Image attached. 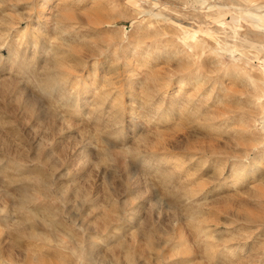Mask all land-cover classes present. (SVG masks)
<instances>
[{
    "label": "rangeland",
    "instance_id": "obj_1",
    "mask_svg": "<svg viewBox=\"0 0 264 264\" xmlns=\"http://www.w3.org/2000/svg\"><path fill=\"white\" fill-rule=\"evenodd\" d=\"M42 2L0 0V264L263 263L264 0Z\"/></svg>",
    "mask_w": 264,
    "mask_h": 264
},
{
    "label": "bare ground",
    "instance_id": "obj_2",
    "mask_svg": "<svg viewBox=\"0 0 264 264\" xmlns=\"http://www.w3.org/2000/svg\"><path fill=\"white\" fill-rule=\"evenodd\" d=\"M38 1V4H39V7L41 8V12H42V14L43 13H46L47 11H49V6H50V4L49 3H43L42 1H45V0H37ZM47 1V0H46ZM77 1V2H76ZM93 1H97L98 2V0H92V2ZM130 1H133L134 2V4L137 6L138 5V3L136 2V0H130ZM86 2H88V0H64V4H65V7H71V5H73V4H75V5H83V4H85ZM91 2V1H90ZM95 2H93V3H95ZM97 4V3H96ZM94 6H96V5H94ZM95 9V8H94ZM93 8H92V10H94ZM142 10V9H141ZM95 11H97V8L95 9ZM94 12V11H93ZM160 13H158V15H159ZM161 15V14H160ZM74 17V16H73ZM79 17V16H78ZM61 29V28H60ZM197 31L196 30H193V32H190V37H192V39H195V36H196V33ZM140 45V44H139ZM88 48V47H87ZM85 49H86V47H85ZM91 49V48H90ZM87 50H89V49H87ZM95 50V49H94ZM94 50H92V51H94ZM96 51V50H95ZM94 51V52H95ZM15 53V52H14ZM91 53V52H90ZM16 55V54H15ZM92 55V54H91ZM94 55V54H93ZM17 56V55H16ZM89 56V55H88ZM148 56V55H147ZM86 57V56H85ZM91 57H93L94 58V60H95V57L94 56H91ZM79 58H81V57H79ZM83 58V57H82ZM88 57H86V59H87ZM84 59V58H83ZM83 59H82V62L81 63H83ZM78 61H80L79 59H77ZM72 61V60H71ZM16 62V61H15ZM96 62V61H95ZM98 62V61H97ZM149 61H148V57H144V58H142V60H140V62H139V60H138V62H134V66H133V69H135V68H137V66H139V65H142V64H147ZM138 63H139V65H138ZM75 64V63H74ZM96 64V63H95ZM101 64V63H100ZM186 65H187V67H189L190 65H192V63L190 62V61H188V62H186ZM74 66V65H73ZM74 69H76L77 68V65L75 66V67H73ZM67 71V70H66ZM86 72H87V70H86ZM80 73V72H79ZM93 72H91V74H92ZM74 75V74H73ZM233 75H237L238 76V73H235V74H233ZM66 77H68V76H66ZM71 78V77H70ZM54 80V79H53ZM167 80V79H166ZM41 81V80H40ZM67 81H72V79H67ZM80 81V80H79ZM81 82V81H80ZM80 82H76V83H74V84H71V88L72 89H74V91H78L79 92V94H80V98H79V100H74L75 102H80V99H84L85 97H84V88H85V86L83 85V84H86V82H83L82 84L80 83ZM57 83V82H56ZM167 83V82H166ZM168 83H169V80H168ZM178 83H182L181 81H179ZM185 83V82H184ZM187 83V82H186ZM183 84V83H182ZM80 85V86H79ZM184 85V84H183ZM168 86H169V84H168ZM131 92V91H130ZM130 95V94H129ZM128 96V95H127ZM131 96V95H130ZM72 97V96H71ZM122 98H124V99H122V101H120V103H121V105H123V106H126L125 104V102H126V98L127 97H125V96H123ZM129 99V98H128ZM131 99V98H130ZM70 101H73V99H70ZM129 103V102H128ZM83 104V103H82ZM79 106V105H78ZM83 106H84V104H83ZM78 110H83V108H82V106H79V109ZM126 112V111H125ZM172 155L173 154H168V153H165V154H163L161 157L162 158H158V159H156L154 162H156V163H161V161L163 160V159H168V158H172ZM256 162H257V167L254 169L253 168V170H250V166L249 167H245V166H240L241 167V169H240V172L242 171H244L245 172V175L244 176H239V174H238V178H236L235 180H242V179H245V178H248L250 175H252L251 177H253L254 176V174L257 172V170H260V169H262V168H264V160H262V158H260V156H257L256 157ZM180 162L179 161H176V164H179ZM235 164V163H234ZM233 164V165H234ZM254 166V165H253ZM239 172V171H238ZM75 197V196H74ZM69 211V210H68ZM67 211V212H68ZM71 212V211H70ZM70 212H68L67 213V215L68 216H71V215H73V214H71ZM73 212V211H72ZM76 213H78V212H76ZM75 213V214H76ZM133 212H132V214L129 216L130 217V220H133ZM78 215V214H77ZM119 219V218H118ZM115 220V219H114ZM116 221V220H115ZM56 223V222H55ZM55 227V226H54ZM55 229H56V231L57 232H59V231H61V228L60 227H58V225L55 227ZM66 230V229H65ZM64 230V231H65ZM68 232V231H67ZM25 233L29 236V235H33L34 237L35 236H43L44 237V239H48V240H50L51 241V243H52V239H51V236H52V234H44V233H39V232H29V233H27L26 231H25ZM66 233V232H65ZM134 233V232H133ZM132 233V234H133ZM26 234H25V236H26ZM68 234V233H67ZM71 234V233H70ZM70 234H69V236H70ZM136 233H134L133 235H135ZM72 236V235H71ZM136 237V236H135ZM30 238V237H29ZM138 238V237H137ZM189 241H190V239L189 238H187V240L185 239H183V236H182V233L179 231V233H178V236H177V239H176V243H175V247H174V249H175V251H178L180 254H182L183 255V258H182V260H183V262L185 261L187 264H194V252L192 251V249H193V247H191V245L189 246V245H187V246H185V244L187 243H189ZM190 243H191V241H190ZM120 244V243H119ZM193 245V244H192ZM118 246V245H117ZM184 247V248H183ZM183 248V250H180V249H182ZM63 249V248H62ZM153 250L155 249V248H152ZM67 250V249H66ZM195 251V250H194ZM171 252V251H170ZM43 255H40V254H38V251L37 252H31V251H29L28 249H27V251H22L21 252V254L19 255V262H21L22 264H51L52 262H51V260H48L47 258V256L48 255H46L47 254V252L45 251V250H43ZM177 253V252H176ZM178 253V254H179ZM30 254H32V255H34V257H35V261L34 262H31L30 260H29V257H30ZM42 254V253H41ZM170 255H171V253H170ZM169 255V256H170ZM49 256H51V255H49ZM47 257V258H46ZM177 262V261H176ZM182 262V263H183ZM173 264V263H172ZM260 264H264V262L263 263H260Z\"/></svg>",
    "mask_w": 264,
    "mask_h": 264
},
{
    "label": "crops",
    "instance_id": "obj_3",
    "mask_svg": "<svg viewBox=\"0 0 264 264\" xmlns=\"http://www.w3.org/2000/svg\"><path fill=\"white\" fill-rule=\"evenodd\" d=\"M264 21V20H263ZM258 22V21H257ZM264 25V24H263ZM262 30H263V28H262Z\"/></svg>",
    "mask_w": 264,
    "mask_h": 264
}]
</instances>
